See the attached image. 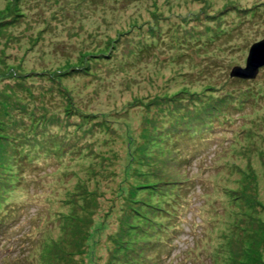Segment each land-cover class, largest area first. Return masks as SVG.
<instances>
[{
	"label": "rangeland",
	"instance_id": "obj_1",
	"mask_svg": "<svg viewBox=\"0 0 264 264\" xmlns=\"http://www.w3.org/2000/svg\"><path fill=\"white\" fill-rule=\"evenodd\" d=\"M261 41L264 0H0V264H264Z\"/></svg>",
	"mask_w": 264,
	"mask_h": 264
},
{
	"label": "trees",
	"instance_id": "obj_2",
	"mask_svg": "<svg viewBox=\"0 0 264 264\" xmlns=\"http://www.w3.org/2000/svg\"><path fill=\"white\" fill-rule=\"evenodd\" d=\"M143 50H147V47H144L142 50H137L138 52H140V51H143ZM237 78V77H236ZM235 81H236V79H235ZM242 82H246V81H243L242 80ZM253 96H255V94H252ZM252 96V99H254L255 97H253ZM239 98L242 100L243 98H244V96H239ZM206 99H208L207 97H206ZM208 100H210V99H208ZM208 100H205L204 102L202 101V103H204V104H208V105H210V104H215V105H217V101H214V99L212 98V100H211V103L208 101ZM197 102H200V101H197ZM235 104V105H234ZM233 105H225L224 107H222V109H223V114H221L218 118H217V116H216V118H215V120H214V128H216L217 127V125L216 124H218V121H223V123L221 124V127H225V126H227V125H230V123H231V121H230V119L231 118H234V117H232V116H235V114L233 113L234 111V108H237V106H241V103H239L238 101H236L235 103H234ZM201 106H203V105H201ZM227 112V114L226 115H228V116H222V115H224V113H226ZM211 123H212V121L210 122L209 120L208 121H206L205 120V122H204V124H200V123H193V130H196L197 131V133L195 134V135H197L199 132H205L206 134H208V135H210L211 137H213L212 136V132H209L208 133V131L211 129V128H213L212 127V125H211ZM228 123V124H227ZM190 125V127H192ZM167 128V127H166ZM191 129V128H190ZM25 131V130H24ZM207 131V132H206ZM232 133V132H231ZM190 156V155H189ZM188 158V157H187ZM186 158V160H189V159H187ZM6 215H4L1 219H3L4 217H5ZM5 222H7V221H5ZM0 226H2L1 225V222H0ZM6 229V225H4L3 227H0V232H3L4 230ZM3 230V231H2ZM0 236H2V235H0ZM0 239H1V237H0Z\"/></svg>",
	"mask_w": 264,
	"mask_h": 264
},
{
	"label": "water",
	"instance_id": "obj_3",
	"mask_svg": "<svg viewBox=\"0 0 264 264\" xmlns=\"http://www.w3.org/2000/svg\"><path fill=\"white\" fill-rule=\"evenodd\" d=\"M263 65H264V41H261L253 45L251 49V58L249 61V66L251 67L253 66L254 71L245 70L241 67H238L232 73V76H236L238 78L243 77V79H246V78L253 79L256 77V74H258L259 68Z\"/></svg>",
	"mask_w": 264,
	"mask_h": 264
}]
</instances>
